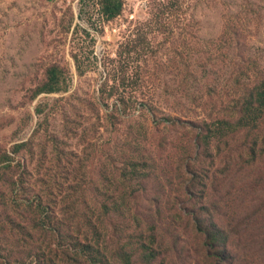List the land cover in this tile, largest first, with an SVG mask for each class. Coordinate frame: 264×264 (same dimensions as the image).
<instances>
[{
	"label": "rangeland",
	"instance_id": "374dc122",
	"mask_svg": "<svg viewBox=\"0 0 264 264\" xmlns=\"http://www.w3.org/2000/svg\"><path fill=\"white\" fill-rule=\"evenodd\" d=\"M99 2L0 0V264H264V0Z\"/></svg>",
	"mask_w": 264,
	"mask_h": 264
},
{
	"label": "trees",
	"instance_id": "16d2710c",
	"mask_svg": "<svg viewBox=\"0 0 264 264\" xmlns=\"http://www.w3.org/2000/svg\"><path fill=\"white\" fill-rule=\"evenodd\" d=\"M99 5H100V12L103 15V17L107 20H111L121 14L124 4H123V0H100ZM62 78H63V71L58 67H52L48 72V81L42 87V91L46 93L59 91L63 80ZM256 89H258L259 91L255 93H251V92L249 93L250 97H252V101L248 102L245 105V107H241L239 109V114L241 115L239 117V122H242L244 119L247 118L249 113L253 112L252 109L254 104L255 105L257 104L259 106L254 114H256L260 108H264V82L262 86H260V88L258 87L254 88V90ZM221 122L224 124H228L227 121H221ZM25 206L28 208V199L25 202ZM97 252H98L97 250L93 251V253H97Z\"/></svg>",
	"mask_w": 264,
	"mask_h": 264
}]
</instances>
